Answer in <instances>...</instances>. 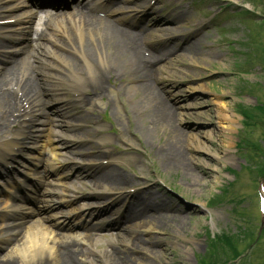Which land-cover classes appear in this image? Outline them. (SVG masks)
Wrapping results in <instances>:
<instances>
[{"label":"rangeland","instance_id":"374dc122","mask_svg":"<svg viewBox=\"0 0 264 264\" xmlns=\"http://www.w3.org/2000/svg\"><path fill=\"white\" fill-rule=\"evenodd\" d=\"M148 1L138 0L131 5L137 9H148ZM158 3L156 9L159 14L169 13L171 8H176L180 12L179 17L184 18L181 23L177 18L166 28L168 31L185 32L192 27L199 28L197 35L193 36L196 38L189 45L193 43L191 46H195L201 42L202 54L213 56L212 61L202 59L205 58L203 56L193 65L186 52H179L178 57L170 58L172 61L162 63L163 73L158 74V86L170 106L185 114L180 126L185 133L182 143L187 165L183 169L171 166V161L165 156L169 138L174 136L153 120L148 99L144 97L141 87L137 89L132 82L130 58L126 55L122 57L126 74L119 81V85L123 81L119 91H114L116 86L109 83L105 97L94 98L87 104L88 107L74 103L60 118L64 120L68 132L85 134L87 136L84 138L87 139L93 132V123L90 125L88 121L103 116L106 119V135L109 136L105 150L113 153L118 160L106 168L113 167L129 175L131 186L153 184L155 194H144L141 198L152 197L150 205L161 201L168 203L169 207L184 210L180 225L184 232L171 220V214L167 216L163 212L165 219L156 225L160 229L144 232L141 227L129 232L127 228L119 235L113 231L112 236L104 233L103 229L92 235L90 233V242L97 252L86 256L97 264H105L106 251L124 249L123 236L138 235L158 242L156 249L161 250L162 263H159L160 259L150 258L149 261L154 264H218L234 258L244 249H249V254L236 264H264V233L256 244L249 241L254 231L252 224L258 230L264 217V210L259 204V199L264 196L263 187L260 191L264 181L258 184L255 176L257 171L264 169V0H160ZM126 5L123 3V6ZM221 6L228 7L230 12L222 14ZM237 11L239 13L234 14ZM119 16H124L129 22L133 15L121 13ZM164 47L168 51L175 45ZM146 48L149 49L147 44ZM102 51L105 53L108 50ZM94 64L98 65V61ZM66 71H69L67 67ZM66 71L59 78L68 102ZM169 79H173L175 84L165 85ZM191 79L196 81H189ZM199 85L204 89L191 91V86ZM179 86L181 88L175 89ZM167 92L184 97L173 99L174 95L169 96ZM217 99L227 102L228 111L237 119L228 134L231 137L227 135L226 139L217 128L219 120L215 109L218 106L214 102ZM2 110L5 109L0 107V113ZM203 112L208 114L207 119H197L196 114ZM68 119L78 121V125L86 120L83 125L90 126L78 130L66 121ZM165 129L168 134H164ZM190 138H197L194 142L206 141L209 151L192 149ZM223 140L228 141L230 146L223 144ZM88 144L84 141L82 147L87 148ZM135 145L138 149H135ZM32 146L31 141L18 158L37 153L31 149ZM128 187L129 184L123 190ZM91 190V185L82 189L86 192ZM104 194L106 197L112 196L108 191ZM124 199L126 201L114 206L121 208L124 202L122 206L125 207L128 202ZM114 213L116 220L118 214L114 211L112 215ZM141 222L145 226L150 225V221ZM1 255L14 262L19 258L15 248L9 254Z\"/></svg>","mask_w":264,"mask_h":264},{"label":"bare ground","instance_id":"6f19581e","mask_svg":"<svg viewBox=\"0 0 264 264\" xmlns=\"http://www.w3.org/2000/svg\"><path fill=\"white\" fill-rule=\"evenodd\" d=\"M12 1V0H8ZM5 8V7H4ZM16 9H20V5L16 7H11L10 9H4L5 11H15ZM73 19H70L69 23L73 26L78 25L80 32L72 37L69 40V43L75 44L78 43L83 47L84 56L87 58H91L92 62H95V57L97 60L102 61L100 65H93L95 70V83L94 89L95 91L105 89V79L107 78H116L119 79L124 76V65L122 63V57L124 55H130L133 62L134 68L133 71L137 73V77L140 80V87L142 93L146 99H148V104L150 105V111L152 112L153 120L157 124V126L167 128L170 133L174 136L169 138L170 144L166 145V153L165 156L170 160V165L176 168H182L187 165L186 156H185V147L182 143V138L185 136L184 130L181 128L180 123L182 124L183 115L180 113L176 114L171 110L163 96L159 93V90L154 86L153 77L155 73L161 70L159 68L156 70L158 64V60L164 58L162 52L159 51L158 53H149L147 55L143 54V36H136L124 32L123 30L119 29L110 19H103L96 16H93L87 11H80V12H72L70 13ZM70 17V18H71ZM184 19L183 17H179V21ZM198 30L195 31L194 35H197ZM165 36L167 37L166 40H170L174 35H171V32L166 31ZM182 46L177 47L174 49L172 53L180 49ZM103 49H107L105 53H103ZM203 47L201 42L195 44V46H186L183 49V52H186L188 55V60L195 65V63L199 62V59L204 56ZM113 51V52H112ZM188 52V53H187ZM160 54V55H159ZM172 55H169V57ZM166 57V56H165ZM205 60L212 61L211 54H205ZM196 59H198L196 61ZM201 59V60H202ZM72 60V59H70ZM73 61V60H72ZM1 63H8L1 60ZM22 63V59L14 58V61L10 62L9 65H1L0 66V104H3L8 107H17L21 102L27 101L29 98L36 100L35 92V83L32 85V80L30 77L24 79L25 75L17 74L20 66ZM70 66H76L73 63H70ZM202 67V66H200ZM20 73V72H19ZM26 74V73H24ZM21 75V76H20ZM50 89L53 94H56L57 86L54 84L56 81L55 79H50ZM194 81V79H191ZM10 83L12 85H17V90L21 92V96L16 94V91H9L5 90V86ZM140 87H137L139 89ZM10 89V86L6 87ZM191 91L198 92L204 89L202 85L199 86H191ZM34 90V91H33ZM18 97H21L20 99ZM61 100V99H60ZM217 103L216 116L219 120V131L223 133V138H228V134H230L231 130L233 129L234 125L237 122L236 117L232 112L228 111L227 102L224 100L214 101ZM201 106V105H200ZM41 110L43 107L40 106ZM35 109V106L32 107ZM11 116L10 112H6L5 116L0 117V131L2 129H8L7 118ZM197 119H207L208 114L206 112L197 113ZM12 117V116H11ZM10 117V120H11ZM47 124V120L42 123L44 126ZM166 130V129H165ZM56 135V133H51ZM168 134L167 130L166 133ZM228 135V136H227ZM48 138L50 137L47 135ZM209 139V136H207ZM231 137V135L229 136ZM58 138H50L49 140L55 144L57 147L60 146L61 142L57 140ZM195 139H189V144L192 149H195L200 152H207L209 151L208 147L206 146V141L201 142H194ZM223 144H227L229 147L230 144L228 141L223 140ZM15 145L14 140H10L6 149L11 151L12 147ZM38 149L41 147V143H38ZM98 152L95 153V155ZM102 155V151L99 152ZM97 158V157H96ZM64 162V159L58 156L57 153L53 154V160H49L48 163L52 165V168H56V165H60ZM46 165H48L46 163ZM198 166H201L200 164ZM56 170V169H55ZM98 174L97 177L93 178V181L99 183L102 186H109L112 189H120L125 183L124 180L115 173L107 172L106 170L96 171ZM100 177L98 178V176ZM199 179V178H198ZM200 183V181H197ZM152 189V188H151ZM147 193L151 192L150 188L145 189ZM73 191L72 187L64 186L61 191L59 192L62 196H73L71 192ZM47 195L52 196L53 193L47 191ZM124 197L127 199L131 206H127L128 211H124V222L123 224H119L120 229H127L132 231L134 228H144L145 231L160 229L161 227L156 226L165 219L164 213L169 216L171 214V220L175 221L180 227V231H182V226H180L183 222V215L184 210H180L175 206L169 207L168 203L158 202L157 204L154 202L150 206L151 197L145 198L144 200L141 199V196L138 195V192L134 194L128 195H121L118 200L120 199L125 200ZM119 200V201H120ZM153 201V200H152ZM88 205H82L81 208H87ZM6 210V209H4ZM9 211V210H6ZM106 213L109 210H104ZM177 214V215H176ZM100 215H103L101 212ZM109 216V215H108ZM152 216V222L150 225L145 226L139 219H144L147 217ZM167 219V218H166ZM157 220V222H156ZM134 221H138L134 224H131ZM157 223V224H156ZM20 230V229H19ZM23 232L21 234V238L16 245L17 250L19 253L18 261H12L11 259H2L0 260V264H92L95 263L94 261H84L83 257H81V252L77 247L68 240H62L58 238V233L53 230H49L48 227H40L39 225H33L30 228H23ZM20 232V231H19ZM19 232L17 233L16 239L19 237ZM123 250L121 249H113L112 251L105 253V259L103 262L105 264H154L150 262V258L154 260L160 259L159 263H162V259L159 255L161 250H157L158 242L151 239H145L138 235L136 236H123ZM85 241H83V246H87ZM34 248L33 251V258H35L39 253L38 251H46L44 255L37 261H33V258L29 261H26L23 256L26 252ZM50 255V256H47ZM147 256V258H145ZM33 262V263H31ZM97 264V263H95Z\"/></svg>","mask_w":264,"mask_h":264}]
</instances>
